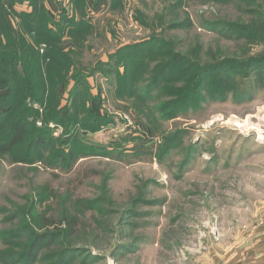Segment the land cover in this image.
Wrapping results in <instances>:
<instances>
[{
    "label": "rangeland",
    "instance_id": "1",
    "mask_svg": "<svg viewBox=\"0 0 264 264\" xmlns=\"http://www.w3.org/2000/svg\"><path fill=\"white\" fill-rule=\"evenodd\" d=\"M42 1L0 0V7L41 55L55 59L48 51L63 48L76 54L79 70L103 64L90 82L96 106L68 105L73 81L57 102L50 88L48 105L27 103L36 113L27 119L32 135L0 153V264H222L264 217V39L228 28L253 27L261 35L262 17L253 11L264 10L262 0H138L133 18L119 7L95 22L86 19L92 29L84 35L81 28L61 33L58 45L56 35L46 37L58 20ZM53 3L60 11L62 3ZM70 3L77 21L87 18V3ZM218 21L230 26L213 32L203 26ZM138 42L150 54L179 53L199 67L259 58L249 70L230 65L222 75L212 72L187 99H175L192 78H179L185 66L156 85L161 57L147 59L139 81L121 95L114 65L123 60L109 56ZM172 73L177 83L168 82ZM93 106L99 125L87 121ZM10 115L0 124H12ZM34 133L52 148L31 152ZM58 149L75 151L76 161L68 166ZM66 211L77 218L76 236L34 249L36 236L48 234L49 221L61 222Z\"/></svg>",
    "mask_w": 264,
    "mask_h": 264
},
{
    "label": "trees",
    "instance_id": "2",
    "mask_svg": "<svg viewBox=\"0 0 264 264\" xmlns=\"http://www.w3.org/2000/svg\"><path fill=\"white\" fill-rule=\"evenodd\" d=\"M45 1V0H44ZM44 1H42L44 3ZM224 1V3L230 2L232 0H220ZM254 2L256 4V0H247ZM264 1L262 0V4ZM62 3V2H61ZM84 5L86 4V0H83ZM96 6L99 5L100 0L96 1ZM45 5V4H44ZM42 6V10L46 11V14L49 16V13L45 6ZM73 5V4H72ZM86 6V5H85ZM124 6L122 0H112L111 2V11L114 12V10H117V8ZM257 6V5H256ZM258 10L256 7H254V14L261 15L262 21L261 26H259L260 33L259 35L257 32L254 31L253 27L250 28H242L235 25H227L223 21H218L216 23H206L203 24L207 30L214 31L217 28H225V26L228 27L231 30H236L240 32L247 33L250 37H259L260 39H264V10L261 9V13H259L260 7H258ZM262 8H264V5H262ZM74 10V8H73ZM59 14L57 16V25H55V28L49 26L48 33L46 35L47 38H50V35H56L57 38L54 39L55 44H60L62 42L61 33L64 32L74 33L72 29H80L79 35H84L85 31L83 29H92V25H87L86 18L80 19V21H77L75 18L76 16L73 14L72 17L67 14V11L63 6L61 7V10L59 11ZM30 16H32V12L29 13ZM33 18V17H32ZM43 18V23L45 18ZM31 20V17H30ZM32 21V20H31ZM29 22V21H28ZM56 22V21H55ZM31 23V22H30ZM59 23V24H58ZM86 23V24H85ZM31 25L27 27L28 30H31ZM224 26V27H223ZM1 37L6 38V44L4 43V39ZM76 37V36H75ZM74 37V38H75ZM73 41V46L71 48H76L77 43L71 38ZM63 44V43H62ZM144 42H138L133 44H126L124 46H121L118 48V50L109 56V59H115L121 58L123 60L122 63H115V72L116 77L118 78V84L116 85V90L121 95L126 93V89L128 84L136 83L138 80V76L141 73H144L143 71L146 70L147 64L144 63L147 59H158L161 57V62L158 64L157 72L154 73V77H152V83H155L156 85L159 83V79L167 78L168 77V71L170 69L175 70V68L185 66L180 72H178L179 78L181 76L182 79L184 77H187L188 75L192 74V78H189V81H194V85L191 87V85L184 84V88L180 90H175L179 93V91L183 92L182 96L175 97V99H187L191 97V94L195 87L199 85L203 80L206 79V77L209 76V74H212V72L220 73L221 75L224 74V70L228 66H233L236 68V70H249L252 69L255 65V62H257V59L259 57L250 58L244 63H234L231 61H225L218 65L207 66V67H199L197 65L190 64L189 61H187L182 55L179 53H161V55L157 54H150L151 49L148 47H144ZM162 47H166V43L164 40H161ZM147 46H150V44H147ZM134 47V48H133ZM144 47L142 53H140L141 48ZM161 47V48H162ZM131 48V49H128ZM135 48L138 50L137 53L135 52ZM72 53V51H70ZM144 52V53H143ZM64 52V49H56L55 51L51 52L48 51L47 54H51L55 56V59H50L45 55H41L38 49L34 48V46L29 43L24 36H20L16 31L13 29L11 24L9 23V19L7 18L6 14L3 13L0 7V91L3 93H0V99L6 98V101L0 100V119L5 118L8 116V113L11 114L10 117L13 118L14 122L12 124L2 125L0 124V141L4 140V143H2L0 148V153L2 154H10L11 150L18 146L20 143L23 142L24 138L27 135H30L31 133L28 131V118L36 115L32 107H29L27 105L28 101H31L32 103H38L41 105H48L49 103V96L51 91H56V93H53V97L55 98V102L59 101L62 94L67 90L68 85L73 81L74 86L73 89L70 91L68 89L69 93V100L68 105H77L78 108H82L84 104L91 102L93 105H95L96 102V96L93 95L92 90L90 87V79L96 77L99 71V66H101L103 63H97L95 67L90 66V72L88 70H79L75 64L76 61L74 60V57H77L76 54H71ZM135 54V55H133ZM21 55V56H20ZM133 55V56H132ZM22 57V58H21ZM132 59V61H130ZM154 59L153 62H154ZM48 60V61H47ZM139 60V61H138ZM46 62V64H45ZM139 62V63H138ZM143 62V63H142ZM257 64V63H256ZM109 66V65H105ZM117 67V68H116ZM123 68L122 72L119 71L120 68ZM117 69V70H116ZM111 72L113 70L110 69ZM260 72H264V70H259ZM156 75V76H155ZM178 77L175 78V76L171 75L168 82L173 83L172 81H176ZM170 83V84H171ZM49 84V85H48ZM196 85V86H195ZM195 86V87H194ZM194 87V88H193ZM50 88L52 90L50 91ZM102 92V91H101ZM101 95V94H100ZM99 95V97H100ZM8 99H10V102L8 103ZM51 102H52V96H51ZM91 104V105H92ZM75 105V106H76ZM96 106V105H95ZM95 106L90 107L87 110L88 120L91 121L94 120L95 122H98V118H100V115L97 113ZM50 107H53L52 105ZM49 107V109H50ZM31 110H30V109ZM59 110H65L63 108H58ZM178 111L181 110L180 107L177 108ZM53 110H51L52 112ZM174 113H171L168 117H171L172 119L175 118L177 115L176 111H173ZM67 113L62 111L60 112V116L63 118H69L66 115ZM93 116V117H92ZM66 120V119H65ZM100 124V120L97 125ZM7 132V137L2 138L1 134ZM32 135V134H31ZM49 137V139H52ZM6 140V141H5ZM48 138L41 133H34V136H32V139L29 141V148L30 151L33 153H37V148H41L46 146V148L51 149L52 145L48 143ZM3 142V141H2ZM58 155V158L60 160L67 162L68 166H71L73 162L76 161V153L75 151L72 152H65L61 149H58L56 152ZM48 230L50 231L48 234L45 235H37L36 241L33 243V248H38L45 242H50L51 244H56L57 240L62 236L63 238H73L77 234V218L74 215L69 214L68 211L64 213V219L61 222H52L49 221L48 223ZM65 230V232H63ZM33 239V236H32ZM31 239V240H32ZM35 239V238H34ZM33 249V250H34ZM33 252V251H32ZM67 252L64 250L61 253L57 255V259L60 257H65ZM63 264V259H61V263Z\"/></svg>",
    "mask_w": 264,
    "mask_h": 264
},
{
    "label": "crops",
    "instance_id": "3",
    "mask_svg": "<svg viewBox=\"0 0 264 264\" xmlns=\"http://www.w3.org/2000/svg\"><path fill=\"white\" fill-rule=\"evenodd\" d=\"M97 0H86L88 10L96 7ZM49 12H56L53 0H45ZM26 3V2H25ZM18 10V8H15ZM20 10V9H19ZM71 47V45H69ZM91 78L89 81L91 82ZM222 264H264V217L261 218L253 229L242 238L238 248L226 258Z\"/></svg>",
    "mask_w": 264,
    "mask_h": 264
},
{
    "label": "built area",
    "instance_id": "4",
    "mask_svg": "<svg viewBox=\"0 0 264 264\" xmlns=\"http://www.w3.org/2000/svg\"><path fill=\"white\" fill-rule=\"evenodd\" d=\"M59 1L62 2V6L63 8L66 9L67 14L72 17V15L74 14V10H73L72 4L70 3V0H59ZM122 1L125 7V13L127 14L128 17L133 18L134 17L133 8L135 5V2H137L138 0H122ZM143 1H150V0H143ZM111 2L112 0H100V3L98 6L94 7V9L91 8L88 10L86 19L91 22H95L102 16L109 15L112 12ZM52 14L54 18L57 19L59 12H53Z\"/></svg>",
    "mask_w": 264,
    "mask_h": 264
}]
</instances>
